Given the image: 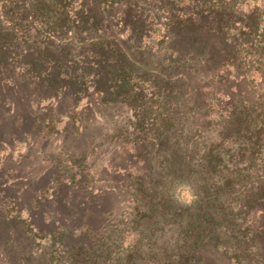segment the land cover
I'll use <instances>...</instances> for the list:
<instances>
[{
    "label": "rangeland",
    "instance_id": "rangeland-1",
    "mask_svg": "<svg viewBox=\"0 0 264 264\" xmlns=\"http://www.w3.org/2000/svg\"><path fill=\"white\" fill-rule=\"evenodd\" d=\"M79 2L88 23L83 34L106 37L105 55L117 58L129 49L138 63L130 81L140 93L127 96L116 87L109 90V83L100 89L87 86L90 76L87 88L72 93L27 70L25 63L38 61H0V205L12 198L35 228L43 233L61 229L67 243L80 238L88 222L111 238L117 255L140 239L131 223L130 192L146 175L175 176L174 196L190 206L203 194L195 185H203L197 181L206 171V154L224 149L236 160L237 179L244 180L238 183H264L261 0H212L199 6L195 0ZM65 48L86 53L72 43L50 47L59 57ZM116 68L105 66L120 74ZM144 112L161 120L158 131L149 118L137 124L136 114ZM239 127L258 135V144L249 148L246 136L235 134ZM163 128L175 135L171 157H178V168L192 171L181 182L176 175L182 169L172 175L167 167H154L153 144ZM185 186L196 196L191 204L185 202ZM244 221L232 232V242L203 246L204 264H230L235 241L252 244L243 264H264V205L250 208ZM12 238L22 250L17 232ZM42 245L49 251L48 242ZM37 247L30 248L35 253L29 260L20 254L18 262L10 258L16 251L0 252V264H41Z\"/></svg>",
    "mask_w": 264,
    "mask_h": 264
},
{
    "label": "trees",
    "instance_id": "trees-1",
    "mask_svg": "<svg viewBox=\"0 0 264 264\" xmlns=\"http://www.w3.org/2000/svg\"><path fill=\"white\" fill-rule=\"evenodd\" d=\"M195 3L198 6L211 4L212 0H195ZM220 8L224 10L221 5ZM82 9L79 0H0V61H38L25 63L27 70L45 76L49 84L69 89L72 93L79 94L87 86L100 89L103 83H109V90L116 87L118 92L127 96L139 94L140 91L134 92L135 85L130 81L131 68L138 63L131 57L129 49L117 58L105 55L106 37L96 33L93 36L83 34L88 23L81 14ZM114 41L117 45L121 43L115 38ZM53 43L60 49L71 43L80 45L86 48V53L65 48L67 52L62 57L54 56L50 49ZM261 46L264 49V42ZM45 61L52 64L46 65ZM115 61L120 65L117 66ZM122 61L127 64L121 65ZM110 65L122 72L117 75L107 72L105 66L110 68ZM89 76L92 79L88 81ZM87 81L90 83L86 86ZM151 115L138 113L136 122L142 126L141 123L149 118L158 131L161 120ZM161 130L162 134L153 144L154 167L162 170L167 167L172 175L182 169L183 172L176 176H180V182L186 180L192 171L178 168V157H171L175 153L172 143L175 135L167 128ZM235 134L246 136L249 148L258 144V135L248 132L246 127H239ZM206 156V171L197 181L203 185H195L204 195L200 194L190 206H184L174 196L171 184L175 176L168 179L169 175L154 172L139 180L130 194L133 198L131 223L138 227L140 239L120 254L113 252L111 238L96 233L88 222L82 236L72 243L63 240L65 234L61 229L43 233L29 218L23 217L10 197L0 205V252L10 255L12 250L16 251V255L10 258L18 262L22 261L20 254L29 260L35 253L30 248L40 246L42 249L37 247V251L41 264H204V245L222 248L232 242L236 238L232 232L239 231L238 225H243L244 219L249 218L250 208L264 205V183L258 180L250 185L238 183L244 180L237 179L240 173L229 151L210 149ZM164 230H170V234H163ZM16 232L21 238L22 250L13 245L12 237ZM237 237L241 240L240 236ZM245 238L249 240L248 236ZM45 241L49 244V251L43 248ZM237 242L234 249L231 245L229 247V251L234 252L230 264H243L250 253L252 244Z\"/></svg>",
    "mask_w": 264,
    "mask_h": 264
},
{
    "label": "clouds",
    "instance_id": "clouds-1",
    "mask_svg": "<svg viewBox=\"0 0 264 264\" xmlns=\"http://www.w3.org/2000/svg\"><path fill=\"white\" fill-rule=\"evenodd\" d=\"M261 3H264V0H261ZM185 192L187 195V199L185 202L191 204L196 199V196L194 193H192V190L189 186H185Z\"/></svg>",
    "mask_w": 264,
    "mask_h": 264
}]
</instances>
